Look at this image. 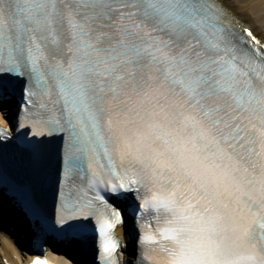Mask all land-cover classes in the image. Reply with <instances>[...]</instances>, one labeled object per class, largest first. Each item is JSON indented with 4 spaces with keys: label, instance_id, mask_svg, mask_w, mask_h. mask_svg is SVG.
Returning a JSON list of instances; mask_svg holds the SVG:
<instances>
[{
    "label": "snow or ice",
    "instance_id": "1",
    "mask_svg": "<svg viewBox=\"0 0 264 264\" xmlns=\"http://www.w3.org/2000/svg\"><path fill=\"white\" fill-rule=\"evenodd\" d=\"M14 82L38 167L67 132L91 174L57 222L95 218L105 264L121 198L154 214L141 264H264V45L230 0H0V98Z\"/></svg>",
    "mask_w": 264,
    "mask_h": 264
},
{
    "label": "bare ground",
    "instance_id": "2",
    "mask_svg": "<svg viewBox=\"0 0 264 264\" xmlns=\"http://www.w3.org/2000/svg\"><path fill=\"white\" fill-rule=\"evenodd\" d=\"M230 11L235 20L239 19L250 25L252 31L264 41V0H230ZM5 111L8 113L6 108L0 111V121L7 123V117L2 113ZM0 215V226L11 227L12 231H16V223L20 227V219L9 211L1 212ZM124 232L123 228L119 229L120 235H124ZM24 234V231L19 232L21 239L24 238ZM133 247L134 243L124 250L125 254H131ZM23 259L24 256L16 248L15 238L10 239L0 229V264H19Z\"/></svg>",
    "mask_w": 264,
    "mask_h": 264
}]
</instances>
